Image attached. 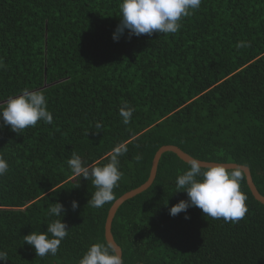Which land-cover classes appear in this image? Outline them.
<instances>
[{"label":"trees","instance_id":"obj_1","mask_svg":"<svg viewBox=\"0 0 264 264\" xmlns=\"http://www.w3.org/2000/svg\"><path fill=\"white\" fill-rule=\"evenodd\" d=\"M119 3L0 0V106L28 89L46 96L53 115L52 124L38 121L20 134L0 128V157L9 164L0 177V251L8 258L0 264H78L88 246L106 243L109 209L147 181L163 146L247 167L264 197V0H202L175 34L129 39L125 30L116 42ZM240 41L249 46L237 48ZM125 101L134 108L127 125L119 114ZM120 144L127 152L115 198L94 208L95 187L68 159L76 152L89 166L107 163ZM187 167L163 154L152 186L118 209L111 233L123 264H264V205L245 177L248 212L237 223L198 207L169 214L188 199L176 187ZM56 202L67 210L68 235L55 256H36L23 236L47 230Z\"/></svg>","mask_w":264,"mask_h":264},{"label":"clouds","instance_id":"obj_2","mask_svg":"<svg viewBox=\"0 0 264 264\" xmlns=\"http://www.w3.org/2000/svg\"><path fill=\"white\" fill-rule=\"evenodd\" d=\"M201 3L202 0H120V22L113 33V40L118 42L125 30H128L129 39L142 34H175L181 29L182 20L199 9ZM248 46L244 41L236 45L237 48ZM4 67V61L0 59V68ZM133 112L134 108L127 101L121 105L119 114L124 124L130 122ZM38 121L53 123V115L48 110L47 99L42 92L23 89L0 106V128L8 125L12 131L20 134L26 128L35 127ZM95 127L100 129L102 125L97 122ZM125 152L127 148L120 144L107 157V163L98 160L91 166L76 152L68 159L73 174L91 180L95 187L96 190L88 201L92 207L101 208L114 200L113 189L118 186L123 175L119 170V157ZM135 159L139 162L142 157L137 155ZM8 170V162L0 157V177ZM243 179L244 172L239 166L220 163L204 166L198 159H191L187 170L176 179L177 191L186 192L188 199L171 206L169 214L175 217L186 212L189 207H198L207 217L223 219L225 223H237L248 212L247 195L241 191ZM71 207L76 210L77 201L73 200ZM66 211L63 204L54 203L48 214L56 219L47 224V230L32 231L23 236L24 242L34 248L36 256L57 254L61 242L68 235L67 225L62 220ZM185 218H188L187 215ZM0 261H8L6 251H0ZM78 264H123V261L110 243L97 242L88 246Z\"/></svg>","mask_w":264,"mask_h":264},{"label":"water","instance_id":"obj_3","mask_svg":"<svg viewBox=\"0 0 264 264\" xmlns=\"http://www.w3.org/2000/svg\"><path fill=\"white\" fill-rule=\"evenodd\" d=\"M165 153L174 154L179 160H181L185 164H188V161H190L191 159H194V158L190 157L189 155H187L186 153H184L181 149H179L176 146H163V147H161L154 155V158H153L152 164H151V169L149 172V177H148L147 181L143 185H141L140 187H138L134 190H131V191L125 193L124 195H122L120 198H118L113 203V205L109 209V212L107 214V218L105 221V225H104V239H105L106 243H110L112 245V247L115 249V251L121 257H122V251H121L120 247L115 243L114 238H113L112 233H111L113 219H114L118 209L126 201H128V200L136 197L137 195L145 192L146 190H148L152 186V184L156 178V175H157V168H158L159 161H160L162 155ZM200 162L204 166H210L212 164H215L214 162H203V161H200ZM220 164H224L226 166H239V167H241L243 172H244L246 185H247L252 197L255 199V201L264 205V197L261 196L259 194V192L257 191V189L253 183L250 170L247 167L237 165V164H233V163H220Z\"/></svg>","mask_w":264,"mask_h":264}]
</instances>
